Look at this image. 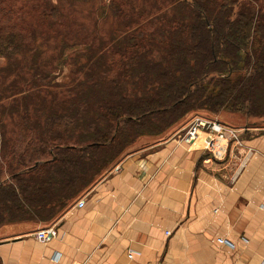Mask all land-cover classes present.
I'll list each match as a JSON object with an SVG mask.
<instances>
[{
    "label": "trees",
    "instance_id": "16d2710c",
    "mask_svg": "<svg viewBox=\"0 0 264 264\" xmlns=\"http://www.w3.org/2000/svg\"><path fill=\"white\" fill-rule=\"evenodd\" d=\"M105 4L107 31L72 36L49 2L0 0V225L60 211L194 109L264 116V0ZM66 64L69 84L54 81Z\"/></svg>",
    "mask_w": 264,
    "mask_h": 264
},
{
    "label": "crops",
    "instance_id": "0c3cea01",
    "mask_svg": "<svg viewBox=\"0 0 264 264\" xmlns=\"http://www.w3.org/2000/svg\"><path fill=\"white\" fill-rule=\"evenodd\" d=\"M191 117L138 136L60 211L2 223L0 264H264V116L220 112L242 141L221 159L202 133L177 139Z\"/></svg>",
    "mask_w": 264,
    "mask_h": 264
},
{
    "label": "rangeland",
    "instance_id": "374dc122",
    "mask_svg": "<svg viewBox=\"0 0 264 264\" xmlns=\"http://www.w3.org/2000/svg\"><path fill=\"white\" fill-rule=\"evenodd\" d=\"M10 1H11V5L15 9L22 8L24 10L29 9V7L33 3H38L40 1L49 2L50 5H53L57 7L59 11L60 10L62 11L60 17L65 23L71 25V30L73 31L72 36H74V34L76 33L78 35H84L87 33V31L94 30V25L96 26V24L98 27V31L102 33L104 31H107L108 27L111 24V16L109 14L111 13V10L109 8L110 6H107L105 4L107 0H10ZM102 9H105L106 13L104 12L103 14ZM58 40L59 39H57V41ZM46 50L48 52H53L52 48L50 49L49 44L46 45ZM72 50H73L72 48H68L67 52L73 55L75 51L72 52ZM73 67H74L73 64H66L63 66L62 71L59 72L55 70L54 71L55 77L53 78V80L69 84L70 78L73 75L71 72V69ZM194 114H201L211 118L219 119L218 117L219 113L214 114L206 109H201V108L190 111L185 117H188L189 115L193 116ZM178 122L179 121L175 122L171 126H174ZM171 126H169L168 128H170ZM113 161H111L110 163H112Z\"/></svg>",
    "mask_w": 264,
    "mask_h": 264
},
{
    "label": "built area",
    "instance_id": "2783aa9c",
    "mask_svg": "<svg viewBox=\"0 0 264 264\" xmlns=\"http://www.w3.org/2000/svg\"><path fill=\"white\" fill-rule=\"evenodd\" d=\"M202 133L206 140V149L209 151V158L221 159L224 157L230 144L242 145L240 128L227 125L217 118H211L201 114H194L188 123L177 133V139L182 143H189L195 140ZM77 204L82 206L84 201L79 199ZM34 236L39 241L45 242L57 236L56 227L48 224L37 228ZM220 243L233 247L232 240L226 237H217Z\"/></svg>",
    "mask_w": 264,
    "mask_h": 264
}]
</instances>
